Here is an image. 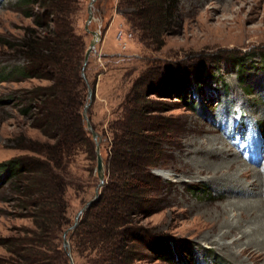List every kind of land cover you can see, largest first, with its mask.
Segmentation results:
<instances>
[{"label":"rangeland","instance_id":"rangeland-1","mask_svg":"<svg viewBox=\"0 0 264 264\" xmlns=\"http://www.w3.org/2000/svg\"><path fill=\"white\" fill-rule=\"evenodd\" d=\"M17 1L0 0V64L11 68L25 61L6 44H19L34 25L33 18L16 7ZM101 1L93 3L94 19L88 25L90 32L100 33V41L82 76L88 89L95 84L87 115L99 135L105 174L110 146L102 142V134L120 115L133 82L149 70L153 76L163 75L164 81L162 93L152 94L146 101L145 117L156 129L149 134L157 137V159L148 171L158 178V186L156 192L146 187L144 196L150 200L134 222L139 243L132 242L129 264H252L213 241L223 234L225 222L238 219L232 203L259 197L263 180L250 173L240 182L246 189L255 178V196L231 198L223 190V180L238 179L236 168L214 180L212 173H197L190 163L208 148L200 147L201 143L219 139L232 159L264 170V0H178V11L158 48L141 42L140 34L117 13L118 0H104L98 12ZM91 2L81 0L82 11L76 18L77 33L87 48L93 40L86 30ZM235 60L244 61L243 73ZM48 84L38 79L0 83V164L26 156L29 152L22 146L27 140H43L21 110L29 91ZM77 160L73 172L83 188L79 195L73 191L68 195L69 246L77 217L100 196L104 185L96 177V168L92 173L86 171L91 163L85 155ZM160 172H168L170 177L164 178ZM11 189L9 185L0 188V239L13 243L24 237L31 224L21 217ZM212 227L216 229L212 231ZM64 241L63 236V245ZM67 250L71 255L70 248ZM163 250H170L168 257L159 253ZM70 257L74 264H81ZM0 258H9L1 244Z\"/></svg>","mask_w":264,"mask_h":264},{"label":"trees","instance_id":"trees-1","mask_svg":"<svg viewBox=\"0 0 264 264\" xmlns=\"http://www.w3.org/2000/svg\"><path fill=\"white\" fill-rule=\"evenodd\" d=\"M16 7L24 9L34 25L19 44H6L25 63L13 68L0 64V83L38 79L49 84L29 91L21 110L43 140H27L22 146L29 152L26 156L0 164V188H12L21 217L31 224L13 243L0 239L9 253L0 264H71L63 245L71 224L68 195H79L83 188L73 170L80 155L91 163L86 170L90 173L97 163L96 141L83 117L89 89L82 76L88 48L76 27L81 0H18ZM116 11L140 34L142 43L158 48L178 11V0H118ZM243 62L236 63L240 73ZM153 75L149 70L133 82L120 115L102 134V142L110 146L106 182L71 232V256L81 264H129L132 242L139 243L134 222L150 200L146 187L156 192L158 186V178L148 171L157 159V137L149 134L156 129L145 109L147 97L161 94L164 81L163 75ZM239 78L245 81L243 75ZM168 251L159 253L168 257Z\"/></svg>","mask_w":264,"mask_h":264},{"label":"bare ground","instance_id":"bare-ground-1","mask_svg":"<svg viewBox=\"0 0 264 264\" xmlns=\"http://www.w3.org/2000/svg\"><path fill=\"white\" fill-rule=\"evenodd\" d=\"M200 147L208 148L205 152L200 151L201 153H197L193 157L194 160L190 163L197 173H212L211 179L217 180L218 174H225L227 173L225 170L229 172L236 168L234 174L238 179L223 180L226 181L223 190L229 193V197L243 199V197L249 195L255 196L256 191L252 189L255 184V178L258 177L263 180V184L260 185L259 197L253 200H236L232 203L235 211L239 213V217L235 221L225 222L221 229L223 234L220 238L215 239L213 243L222 249L230 250V254L236 258L245 256L252 264H264V170H256L249 167L243 160L232 159L230 157L231 154L227 152L228 149L219 139H213L207 143L203 142ZM217 158L218 161L211 160ZM200 159H204V161L200 162ZM201 163L202 165H200ZM250 173H254L255 178L251 180L248 188L245 189L246 184L243 185L240 181ZM160 175L164 178L170 177L168 172H160ZM173 182H178V180ZM212 229L214 231L216 228L212 227ZM226 238H230L227 243L224 242Z\"/></svg>","mask_w":264,"mask_h":264},{"label":"water","instance_id":"water-1","mask_svg":"<svg viewBox=\"0 0 264 264\" xmlns=\"http://www.w3.org/2000/svg\"><path fill=\"white\" fill-rule=\"evenodd\" d=\"M96 0H92L91 4L89 5V8H88V13H89V18H88V21H87V26H86V30L88 32L89 29H88V25L89 23L92 22V20L94 19V14H93V3L95 2ZM93 36V40L91 41L90 43V46L86 52V55H85V61H84V69L86 68L88 62H89V58L92 54V51H93V48L97 45V43L100 41V33L99 32H90ZM92 97H93V91L91 89H89V93H88V100L89 103L86 104L85 108H84V111H83V117H84V120L87 122V128L88 130L91 132L92 136H93V139L97 142V149H96V153H97V167H96V172H97V175H98V178L101 182V185L104 184L105 182V164H104V160H103V157L101 155V149H100V144L98 142V139H99V135L98 133L94 130V128L92 127L90 121H89V117L87 115V112H88V109L90 108L91 106V103H92ZM99 198V194L96 195L95 199L90 201L87 206L80 212L79 216L77 217V222L75 223V225L72 227L73 228H76L78 226V220L80 218V216H82L85 211L90 208L91 205H93ZM67 234H68V231H66L64 233V238H65V241H64V247L66 249H69L70 246H69V242L68 240L66 239L67 237ZM68 254L70 255V253L68 252ZM71 256V255H70ZM71 264H74L73 262H71Z\"/></svg>","mask_w":264,"mask_h":264}]
</instances>
